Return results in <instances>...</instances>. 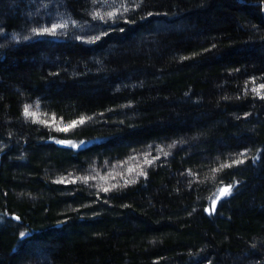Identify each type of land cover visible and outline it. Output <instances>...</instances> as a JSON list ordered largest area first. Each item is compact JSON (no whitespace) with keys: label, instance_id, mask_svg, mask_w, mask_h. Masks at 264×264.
<instances>
[{"label":"trees","instance_id":"16d2710c","mask_svg":"<svg viewBox=\"0 0 264 264\" xmlns=\"http://www.w3.org/2000/svg\"><path fill=\"white\" fill-rule=\"evenodd\" d=\"M262 86L264 0H0V264H264Z\"/></svg>","mask_w":264,"mask_h":264},{"label":"snow or ice","instance_id":"6c2138e0","mask_svg":"<svg viewBox=\"0 0 264 264\" xmlns=\"http://www.w3.org/2000/svg\"><path fill=\"white\" fill-rule=\"evenodd\" d=\"M262 87H264V86H262ZM25 113H26V114H31V113H29L27 107L25 108ZM82 122H83V121H81V123H82ZM74 123H75V122H74ZM105 191H107V189H105ZM229 191H230V188L221 189V190H220V194H221V196H223V195H227V194L229 193ZM21 235L23 236L24 234L21 233Z\"/></svg>","mask_w":264,"mask_h":264},{"label":"rangeland","instance_id":"374dc122","mask_svg":"<svg viewBox=\"0 0 264 264\" xmlns=\"http://www.w3.org/2000/svg\"><path fill=\"white\" fill-rule=\"evenodd\" d=\"M215 204V201L213 202V204L212 205H214Z\"/></svg>","mask_w":264,"mask_h":264}]
</instances>
